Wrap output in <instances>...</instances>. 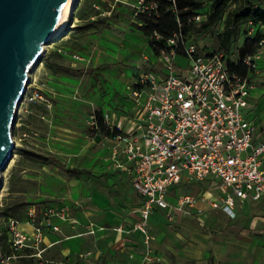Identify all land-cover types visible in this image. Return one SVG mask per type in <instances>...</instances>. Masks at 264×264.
<instances>
[{
  "label": "rangeland",
  "instance_id": "obj_1",
  "mask_svg": "<svg viewBox=\"0 0 264 264\" xmlns=\"http://www.w3.org/2000/svg\"><path fill=\"white\" fill-rule=\"evenodd\" d=\"M133 4L132 0H76L61 37L48 44L41 59L31 66L27 92L13 126V158L1 173L0 249L10 219L5 211L18 209L25 219L32 208L40 219L47 209L69 204L68 216L78 217L80 223L75 230L65 227L68 235L82 233L91 223L111 228L116 235L125 218L134 221V231L123 233L118 240L125 249L109 250L106 264H264V206L247 201L234 217L215 210L203 224L193 218L170 220L158 211L144 224L142 199L127 176L110 163V143L93 132L97 112L103 113L113 129L134 130L140 109L133 87L142 76L161 70L148 40L137 30ZM223 31L224 20L208 31L191 34L189 42L202 52L229 55L237 61L240 48L253 33L243 24L225 51L219 39ZM260 61L254 77L259 87L251 92L253 107L248 118L256 121L258 139L264 141V51ZM187 63L182 58L180 66ZM47 153L68 168L87 173H71L37 161L38 154ZM206 187L196 183L184 191L196 195ZM211 190L218 194L216 188ZM53 232L45 229L42 241L37 242L33 229L26 241L29 246L21 249L13 264H35L36 257L22 256L44 250V235ZM84 240L77 246L61 244L60 248H69L70 264H104L93 255L84 256L89 251V240ZM130 247L135 252L126 249ZM61 254L54 250L50 257Z\"/></svg>",
  "mask_w": 264,
  "mask_h": 264
},
{
  "label": "built area",
  "instance_id": "obj_2",
  "mask_svg": "<svg viewBox=\"0 0 264 264\" xmlns=\"http://www.w3.org/2000/svg\"><path fill=\"white\" fill-rule=\"evenodd\" d=\"M133 6L136 16L151 15L158 8L144 0ZM193 20L200 22L202 16ZM263 51L264 38L255 52L238 62L248 70L243 76L231 69L227 55L202 52L181 30L157 48L161 70L142 76L141 88L132 90L140 109L138 122L129 134L114 137L113 150L114 166L131 171L133 188L144 199V224L158 211L170 220L193 217L203 224L206 212L200 204L234 217L238 201L264 203V141L258 139L256 121L248 118ZM182 58L188 61L186 67L180 66ZM120 154L125 161L118 159ZM196 183H208V191L179 193ZM68 212V206L52 207L38 219L31 208L25 219L10 218L6 232L12 253L0 249V264H13L29 246L20 224L31 225L40 242L45 229L60 231L54 219L68 221ZM43 251L32 255L35 264H68L44 257Z\"/></svg>",
  "mask_w": 264,
  "mask_h": 264
},
{
  "label": "trees",
  "instance_id": "obj_3",
  "mask_svg": "<svg viewBox=\"0 0 264 264\" xmlns=\"http://www.w3.org/2000/svg\"><path fill=\"white\" fill-rule=\"evenodd\" d=\"M134 3L139 0H132ZM145 4H157L156 11L140 12L136 16L137 30L148 40L153 55H158L157 48L163 46L168 40L173 38L175 33L182 31L188 38L193 33L208 31L219 21L224 20V31L219 34L221 47L229 51L230 45L237 37L243 24H247L253 36L248 37L239 50V58L234 61L229 55L230 66L233 71L246 76L248 70L238 62L255 52L260 41L264 38V0H144ZM204 6L207 8L204 10ZM202 16L200 22H195L193 17ZM90 23H95V20ZM251 29H253L251 31ZM261 64V61H260ZM259 64V67H260ZM258 67V69H259ZM140 84H135L133 89H140ZM96 125L93 132L102 138H114L122 135L118 128H111L106 122L102 112L94 115ZM37 161L53 163L60 166L67 172L84 174L86 171L70 169L53 154H38ZM22 213L18 209L5 211L7 218L21 219ZM7 232L2 233V248L6 254H11V250L5 247L7 243ZM33 264V263H29Z\"/></svg>",
  "mask_w": 264,
  "mask_h": 264
},
{
  "label": "water",
  "instance_id": "obj_4",
  "mask_svg": "<svg viewBox=\"0 0 264 264\" xmlns=\"http://www.w3.org/2000/svg\"><path fill=\"white\" fill-rule=\"evenodd\" d=\"M68 0H0V189L13 158V126L31 66L54 39ZM61 37V36H60Z\"/></svg>",
  "mask_w": 264,
  "mask_h": 264
},
{
  "label": "crops",
  "instance_id": "obj_5",
  "mask_svg": "<svg viewBox=\"0 0 264 264\" xmlns=\"http://www.w3.org/2000/svg\"><path fill=\"white\" fill-rule=\"evenodd\" d=\"M136 108H137V106H136ZM129 133L130 132H123L122 131V135H127ZM106 139L110 143V146H109V153H110L109 160H110V163L113 165V167L115 169H118L119 171H121L122 173H124L127 176V178L129 179V181L131 183V186L133 188L131 171L123 170L121 168H117V167L114 166L113 150H114V147L116 145V140L114 138H106ZM118 159L120 161H125V157H124L123 154H120L118 156ZM204 184L207 185L206 189H204L203 191L199 192L198 194L206 193V191H208V189H209L208 183H203V185ZM191 185L192 184L182 187L179 190L180 191L179 193H181V194H191V193H185V191H184V190L188 189L189 186H191ZM133 190L135 191L134 188H133ZM198 194H196V195H198ZM140 198L142 199L143 204H144L143 197L140 196ZM246 203H247V201H245V202L238 201L237 210L239 209L241 204H246ZM253 203H255V205L264 206V203H256V202H253ZM62 206H68L69 207V204L60 205V207H62ZM200 207L202 209H204L205 212H206V220H207L208 216L213 211H215V210H212L211 207L209 205H207V204H200ZM237 210H236V212H237ZM159 213H164V212L160 211ZM23 218H24V216L22 215V219ZM185 218H193V217H185ZM79 223H80V221H79L78 217L71 216L70 220H68V221H65V222L64 221H60V220L57 221L56 224L60 225V231H58V233L61 234V235H59V234L57 235V233L53 232V231H52L53 232L52 234L45 233V235H44V244L46 246L44 247V254H45L46 258L53 259V260H65L68 264H70V262L72 261L71 260L72 257L68 256L69 255L68 254L69 253V248H68V250L60 248L61 244L62 243H70V244H72V246H75V245L77 246L79 241L85 239V240H89V245L87 247L89 251L86 252L84 254V256L93 255L94 257H96V259H99L100 261H104V260H107L108 257H110V254L108 253L109 250H110L111 253H114L117 250L122 252L125 248H123L122 244H120V242H118V240L121 239V236L123 235V233H128V232L134 231V229H133L134 221L131 220L130 218H125L123 223H122V225H121V228H119V227L116 228V230H115L117 232L116 235H114L111 232V230H110L111 228L103 227L101 225L99 226L97 224L95 225L94 223L88 224L87 225L88 229H85L82 233L78 232V233H73L71 235H68V233L65 231V227L70 225V227L75 230V229H77L79 227ZM123 227H126V230H123ZM19 228L25 230L28 234H30L31 231L33 230V227L31 225H28V224H25V223L20 224ZM3 232H6V231L3 230ZM50 232H51V230H50ZM113 240H115V244L114 245L111 244V243H113L112 242ZM106 245L110 246V249L107 248ZM111 245H112V247H111ZM5 247H8L11 250V252H12V248H11V245L9 243H7L5 245ZM1 249L3 250V248H1ZM126 249H129L130 253L135 252V249L133 247L126 248ZM54 250H56V251L60 250L61 251L62 254H61L60 258L50 257V255H52V252ZM96 251H99V253L96 252ZM100 251L102 252L103 257H106V258H103V257L101 258V252ZM31 255L32 254H26V255H24L22 257L23 258H29V257L31 258L32 257ZM117 263L120 264V262H117ZM104 264H106L105 261H104Z\"/></svg>",
  "mask_w": 264,
  "mask_h": 264
},
{
  "label": "bare ground",
  "instance_id": "obj_6",
  "mask_svg": "<svg viewBox=\"0 0 264 264\" xmlns=\"http://www.w3.org/2000/svg\"><path fill=\"white\" fill-rule=\"evenodd\" d=\"M76 0H68L67 4L65 5L64 9L61 12L60 19L58 21L56 30L54 32V39L59 38L63 32L65 31L66 27L68 26L69 20L72 17L74 11V5ZM47 46V45H46ZM46 46L44 47L46 49ZM33 66V65H32ZM30 75V73H29Z\"/></svg>",
  "mask_w": 264,
  "mask_h": 264
}]
</instances>
